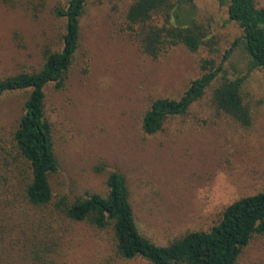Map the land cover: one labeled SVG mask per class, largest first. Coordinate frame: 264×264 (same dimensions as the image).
Returning a JSON list of instances; mask_svg holds the SVG:
<instances>
[{
    "label": "rangeland",
    "instance_id": "rangeland-1",
    "mask_svg": "<svg viewBox=\"0 0 264 264\" xmlns=\"http://www.w3.org/2000/svg\"><path fill=\"white\" fill-rule=\"evenodd\" d=\"M68 1L19 0L12 6L0 0V77L38 69L45 46L61 48L64 19L55 10ZM132 1L88 3L68 77L63 86L46 88V114L59 160L53 181L59 195L72 200L105 194L109 173L121 172L141 232L167 244L188 231L211 228L230 203L264 191V71L248 72L249 57L241 44L225 63L233 76L248 74L243 92L251 125L215 107V82L187 114L169 118L155 134L146 133L143 116L152 101L179 98L201 74L202 59L221 61L242 30L229 20L228 5L195 0L218 42L215 51L178 45L152 58L123 29ZM256 2L264 5V0ZM29 94L26 89L0 96V145L3 139L11 143ZM3 166L0 264H152L115 256L111 228L50 218L48 209L21 201L7 203L18 187ZM236 264H264V235L253 236Z\"/></svg>",
    "mask_w": 264,
    "mask_h": 264
},
{
    "label": "trees",
    "instance_id": "trees-1",
    "mask_svg": "<svg viewBox=\"0 0 264 264\" xmlns=\"http://www.w3.org/2000/svg\"><path fill=\"white\" fill-rule=\"evenodd\" d=\"M16 5L19 0H4ZM91 0H69L56 8L64 19L61 48L44 47L40 68L0 77V96L17 90H30L24 112L12 131L11 143L3 139L0 163L18 190L7 203H26L48 209L50 218L64 217L85 222L96 229L111 228L115 256L142 258L152 264H236L243 249L255 234L264 235V191L230 203L220 220L206 230L188 231L167 244H158L145 236L137 223L131 191L125 176L113 170L106 180L107 191L89 193L72 200L60 196L53 177L59 171L55 153L53 124L46 114V88L64 85L81 44L82 17ZM228 5L229 20L242 30L225 51L221 61L204 58L201 74L192 79L179 98L159 97L143 116V130L155 134L169 118L183 116L216 82L212 101L223 113L244 126L253 122L252 110L243 92L248 74L231 75L225 68L240 44L249 57L248 72L264 71V5L256 0H219ZM152 58L183 45L196 52L218 43L210 24L200 18L195 0H133L123 27ZM5 183H8L6 178ZM9 183V184H10ZM6 184L5 187H7Z\"/></svg>",
    "mask_w": 264,
    "mask_h": 264
}]
</instances>
